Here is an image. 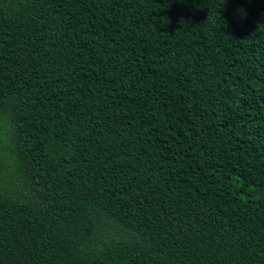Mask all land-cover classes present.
<instances>
[{"label": "trees", "instance_id": "16d2710c", "mask_svg": "<svg viewBox=\"0 0 264 264\" xmlns=\"http://www.w3.org/2000/svg\"><path fill=\"white\" fill-rule=\"evenodd\" d=\"M0 264H264V0H0Z\"/></svg>", "mask_w": 264, "mask_h": 264}]
</instances>
